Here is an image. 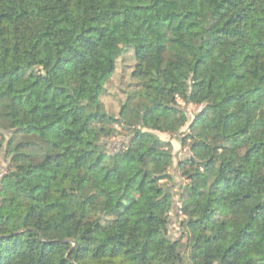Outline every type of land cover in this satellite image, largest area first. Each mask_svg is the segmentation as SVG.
I'll use <instances>...</instances> for the list:
<instances>
[{"label":"trees","instance_id":"trees-1","mask_svg":"<svg viewBox=\"0 0 264 264\" xmlns=\"http://www.w3.org/2000/svg\"><path fill=\"white\" fill-rule=\"evenodd\" d=\"M0 160V264H264V0H0Z\"/></svg>","mask_w":264,"mask_h":264},{"label":"rangeland","instance_id":"rangeland-1","mask_svg":"<svg viewBox=\"0 0 264 264\" xmlns=\"http://www.w3.org/2000/svg\"><path fill=\"white\" fill-rule=\"evenodd\" d=\"M132 50L127 51V53L122 56L118 60L117 71L112 76L111 82L108 85V92L103 96V99L106 103L108 110L112 113H116L119 110L118 103V92L121 88H125L127 86L132 66L134 65V60L132 56ZM120 93V92H119ZM199 107L190 105L188 107V111L190 115H193L198 111ZM164 139L170 140L173 145V152L175 154V162L176 164L179 162L180 158L188 151V147L181 144V141L176 136H170L168 134H162ZM3 162L0 160V171L1 166H3ZM182 180V176L180 174L176 177V183ZM176 189V188H175ZM178 189V188H177ZM177 189L175 191H177ZM177 193V192H176ZM171 230L173 236H180V229L175 224V217H172ZM184 264H191V261L186 257Z\"/></svg>","mask_w":264,"mask_h":264}]
</instances>
